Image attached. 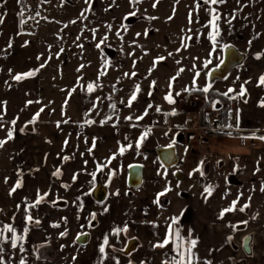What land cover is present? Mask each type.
Returning <instances> with one entry per match:
<instances>
[{"label": "rangeland", "instance_id": "obj_1", "mask_svg": "<svg viewBox=\"0 0 264 264\" xmlns=\"http://www.w3.org/2000/svg\"><path fill=\"white\" fill-rule=\"evenodd\" d=\"M38 1L40 17L34 21L36 23L31 24L25 20L22 13L21 35L27 46L41 51L39 58L41 62H45L41 74L44 111L41 113V120L44 122L49 121V114L45 111H53L55 121H64L66 117L74 114L78 103L68 91L86 92L88 85L94 81L119 88L139 85L140 88L153 91L160 103L157 113L159 119L168 111L166 97L171 95L174 99L175 114L181 123H184L185 114L177 107L176 99L182 96V100L189 92L202 91L204 87L211 85L207 93L227 99H243L238 91L244 64L234 68L223 81H208L209 72L220 65L225 49L221 50L223 44L213 49V41L209 38L212 30L208 22L206 48L201 46V20L203 15L204 18L208 16L207 8H202L205 5L204 0H89L88 3L85 0ZM199 2H202V5L197 7ZM131 13L134 15H130ZM208 19H212L211 14ZM108 46L111 48L105 52L103 48ZM112 48L117 52L115 58L112 57ZM208 60H211V63L205 67ZM49 61L50 64L59 61L62 66L55 68V65L47 63ZM181 69L183 71H180ZM126 73L128 75H125ZM27 77L22 75L20 81ZM91 77L95 78L93 82L88 80ZM100 78H114L115 83L102 81ZM229 89L233 91L229 92ZM225 93L227 95H224ZM158 122L161 123V120ZM27 124L29 123H23L22 126ZM31 124H34L33 121ZM248 125L255 124L251 121ZM182 131V134L179 130L176 131L175 137L181 134L183 141H177L173 136L169 142L177 148V167L170 171L165 170L157 158L148 153L152 148L132 151L133 163H143L144 183L141 187L133 189L134 191L128 188L126 166H123L116 180L119 183L118 193L116 194L113 185L110 194H113L114 198L118 197L121 213L131 206H134L135 210L130 209V212L138 211V208L145 204L149 209L154 210L157 207L158 216L155 223L161 229L168 227L170 231L175 228L172 240L180 246V251L188 247L190 240H197L192 250L195 253L194 264H198L196 260L198 261L199 256V236L223 232L227 250L233 253L231 261L234 264L239 256L233 252L230 244L239 243L241 234L233 232V226L248 220L241 215L239 209L245 204L249 205V215L254 217V221H248V225H264V191H261L264 188V160L257 161L259 154L264 152V140L259 139L264 137V132L240 131L230 136L235 146H232L234 151L244 150L249 154L244 160L235 158L231 162L216 152L217 144L212 145L194 134L191 135L193 138L188 139L185 133L187 131ZM8 140V133L3 132L0 127V141H6L0 147V163L8 152ZM244 144L245 146H242ZM258 164L262 167H256ZM95 171L90 175L93 176ZM176 172L184 176L181 183L174 179ZM230 175L236 176L242 186L237 188L229 185L227 178ZM66 183V177H63L57 184H50V196L40 201L42 205L38 215L28 222L31 224L29 227L33 235L32 254L33 257L36 255L31 264L75 263L76 253L81 248L76 243L81 234V230L77 229L81 219L85 217L86 227L90 226L88 221L91 219L89 214L92 210H86L85 206L87 207L91 198L83 203L84 207L80 211L74 201V191L63 189L62 185ZM208 187L212 189L211 195L205 191ZM127 191H131L134 196L126 194ZM162 192L165 194L158 197ZM181 193L186 194L187 198H183ZM129 198H135V202L129 203ZM56 201H65L67 207L52 208L51 204ZM234 201L235 210L225 212L221 218L220 213L231 207ZM186 208L192 209L194 213L192 226L177 230L179 219ZM122 215L129 214L124 212ZM37 220L39 223L35 222ZM87 228L84 231H88ZM260 232L261 229L252 230L254 239L261 236ZM2 248L0 237V249ZM44 250L49 253L46 254ZM204 251L205 262L212 263L222 249L216 250L212 249L211 245H206ZM178 259L177 255L171 256V264H174L173 260Z\"/></svg>", "mask_w": 264, "mask_h": 264}, {"label": "crops", "instance_id": "obj_2", "mask_svg": "<svg viewBox=\"0 0 264 264\" xmlns=\"http://www.w3.org/2000/svg\"><path fill=\"white\" fill-rule=\"evenodd\" d=\"M202 8H207L208 16L213 15L211 9H215L220 16L216 21L219 25L217 47L219 44L229 45L238 53L250 55L245 57L242 63L244 67L238 92L241 86L246 92L241 96L243 99L237 97L239 102L241 100L236 119L237 129L241 132H264V106H261L264 102V85L259 84L260 76L264 75V0H225L221 4H205ZM22 9L21 0H0V127L3 132L13 133V138L7 141L8 152L0 163V227L3 230L1 256L4 264H21V261L31 264L35 259L36 255L33 257L32 254L33 235L29 227L31 224L28 223L27 217L31 216L32 220L36 218L42 205L36 201L50 196L51 183L57 184L61 178L66 177L67 183L62 185L63 189L74 191V201L81 211L83 203L91 198L94 184L90 174L98 165L120 170L122 166L134 164L132 151L166 147L175 132L184 127V123H181L176 114H172L176 109L173 108L174 103H169L168 100L169 109L162 116L164 121L158 118L157 108L160 103L153 91L140 88V91L136 92V99L128 106V100L136 87L108 86L94 81L93 77L88 78L89 81H94L92 90L68 91L78 103L74 114L66 117L64 121H55L53 111H45L49 114V121H42L41 113L44 111H41V74L45 62H41L39 58V49L23 42ZM208 16L204 18L203 15L199 33L201 46L205 48ZM211 30L215 35L212 27ZM108 48L111 46L103 49L106 52ZM115 51L113 58L116 57ZM47 63L50 64V61ZM59 63L53 61L50 65L59 68L62 66ZM28 72L35 74L22 81L14 79L17 74L24 75ZM100 79L115 83L114 78ZM180 97L176 99L177 107L185 114V105L181 103ZM172 100L174 101L173 98ZM129 116L132 120L127 119ZM140 116H143V119H137ZM13 120L15 124L12 123ZM158 120H161L162 124ZM32 121L33 133L24 132L21 128L24 127L23 123ZM251 121L254 126L248 125ZM145 132L148 134L141 141L140 137ZM204 140L212 145L217 144L216 152L231 162L235 158L240 161L249 156L244 150L234 151L233 139L229 137ZM138 142L139 148L136 146ZM121 147L124 148L122 154ZM259 157L257 161L264 160V152L260 153ZM256 167L262 166L258 164ZM17 181L20 182L18 188ZM13 188L15 191H12ZM90 200L85 209L92 210L89 216L96 218L98 226L89 231V243L77 251L74 264H171V261L155 253L152 248L156 228L148 224L153 210H148L146 204L134 212H130V209L135 210L134 206L125 208L122 213L127 212L129 215L124 216L117 196H111L101 206H95L94 204L98 203L92 198ZM127 201L134 203L135 198H129ZM86 220L87 217L81 219L78 231L86 229ZM6 225L12 227L17 235L24 237L22 241H17L15 249L11 246L12 233L7 231ZM125 226L142 244L135 257L130 259L113 252L114 248H121L125 240L123 232L116 234L115 229ZM25 228L28 229L27 233L24 232ZM260 235L253 239V254L247 259L248 264H264V233ZM105 236L108 237V245H104ZM198 241V264H205L206 245H211L212 249H222L210 264H232L233 253L227 250L223 232L217 231L215 235L207 233L205 236H199ZM101 246L105 247L104 253L99 251ZM236 255L240 256L239 253Z\"/></svg>", "mask_w": 264, "mask_h": 264}, {"label": "flooded vegetation", "instance_id": "obj_3", "mask_svg": "<svg viewBox=\"0 0 264 264\" xmlns=\"http://www.w3.org/2000/svg\"><path fill=\"white\" fill-rule=\"evenodd\" d=\"M132 1V0H131ZM200 3V2H199ZM113 57V56H112ZM135 77H137V75H134ZM138 79H140V78H138ZM183 100V99H182ZM182 100H181V103H182ZM183 129H181V130H179L180 131V133L181 132H184V131H182ZM240 131L237 129V132L236 133H239ZM179 133V134H180ZM186 133V135H187V137H189L188 139H190V138H193V136H191L193 133H191V132H185ZM182 134V133H181ZM177 135L176 137H175V135H174V137H175V140H177V141H183V139H182V135ZM235 135V134H234ZM233 135V136H234ZM169 145H172V144H169ZM168 145V146H169ZM173 146H175V145H173ZM167 147V146H166ZM176 147V146H175ZM150 150V149H149ZM176 151H177V148H176ZM148 153H149V151H148ZM150 154V153H149ZM151 155V154H150ZM153 156V155H152ZM178 156V155H177ZM179 158V157H178ZM142 164L143 163H134V164H130V165H127L128 166V168H127V166H126V174H127V179H128V169H129V167L130 166H132V165H140V166H142ZM178 165H179V163H178ZM123 167V166H122ZM122 167L120 168V170L119 169H117V168H115V167H110V166H100V167H97V169H95L94 171V174H95V178H96V176L100 173V180H101V183H102V185H106L107 186V190H108V197H107V200L111 197V196H113V194H110L111 193V188L113 187V185H114V190H115V192H116V194L118 193V191H117V187H119V183H117L116 182V180H117V177H118V174L121 172V170H122ZM177 167V166H176ZM142 168H143V166H142ZM174 169V168H173ZM172 170V169H171ZM177 173V172H176ZM182 174V173H181ZM183 175V174H182ZM91 176V175H90ZM91 178H92V182H93V184H94V186H93V189H94V187H95V179L93 178V176H91ZM175 179V178H174ZM183 179H184V176H183ZM177 181V180H176ZM183 181V180H182ZM181 181V182H182ZM262 181L264 182V178L262 179ZM178 182V181H177ZM181 182H179V183H181ZM227 182H228V184L229 185H231V186H233V187H237V188H239V187H241L242 186V182L236 177V176H234V175H230V176H228V178H227ZM143 183H144V168H143ZM142 183V184H143ZM128 185V184H127ZM142 186V185H141ZM140 186V187H141ZM128 188H130L129 186H128ZM139 188V187H138ZM93 189H92V191H93ZM131 190H133L132 188H130ZM135 189H137V188H135ZM92 191H91V193H92ZM134 191V190H133ZM128 193H126V194H130L131 196H134V194H132V192L131 191H127ZM115 194V195H116ZM181 196L183 197V198H187V195L186 194H182L181 193ZM92 198V197H91ZM93 200V199H92ZM107 200L104 202V203H106L107 202ZM94 201V200H93ZM95 202V201H94ZM96 203V202H95ZM104 203H102V204H104ZM148 207V206H147ZM148 210H151V209H149V207H148ZM153 210V209H152ZM241 213V215L244 217V218H248V220H246V223H244L245 221H243V222H240V223H237V224H235L234 226H235V228L233 229V232H235V233H237V234H241V239H240V242L239 243H236V244H234V243H231L230 244V247H231V249L233 250V252L235 253V254H237V253H239V257H238V259H237V261H235L234 262V264H241V262L243 261V264H248V261H247V259L248 258H250L251 256H252V254H253V239H254V235L252 234V230H254V229H261V234L262 233H264V225H262V226H258V227H251L250 225H248V221L250 222L251 220L252 221H254V217H250V215H249V213H250V211H249V208L247 207V208H245L244 209V211H241L240 212ZM194 213H193V211H192V209H190V208H186V209H184V211L182 212V215H181V218L179 219V222H178V228H176L177 230H180V228H183V227H189V228H191V226H192V221H193V215ZM157 216H158V212H157V207L153 210V215H152V217H150V222L148 223L150 226H153L154 228H156V233H155V235H156V238H155V243L153 244V246H152V248H153V250H154V252L155 253H158L159 255H162L163 257H166L167 258V260H169L170 261V259H171V256H175L176 255V252H177V245H176V243L172 240L173 239V237H172V235L174 234V230H175V228L173 227V230L172 229H170V231H169V228L167 227V228H163V229H161V227H159L156 223H155V218H157ZM148 218H149V216H148ZM88 223H90V226L87 228V230L88 231H82L81 232V234L79 235V236H81V235H85V234H87V235H89V239H90V230H92V229H95L97 226H98V223H97V221H96V218L95 217H91V219L88 221ZM92 224H95V226H91ZM90 228V229H89ZM176 230V231H177ZM250 230V231H249ZM125 233V234H124ZM170 233V234H169ZM192 234V233H191ZM123 235H124V243H123V245H122V247L121 248H119V249H116V248H114L113 249V252L114 253H116L117 255H119V256H121V257H123V258H127V259H130V258H132V257H135V255H136V253L138 252V250L141 248V246H142V244H141V241L136 237V236H134L133 234H130L129 233V230H127V232H123ZM129 235H131V236H129ZM248 237H250L251 239H250V243H249V247H250V254L249 255H247L245 252H244V241H245V239L246 238H248ZM168 239L169 240V243L168 244H166L163 248H161V247H155V245H157V244H159V243H162L165 239ZM130 240H136L137 242H138V245H137V247H136V249L132 252V253H130L129 255H124V250H125V248H126V246H127V243L130 241ZM88 243H89V241H88ZM87 243V244H88ZM86 244V245H87ZM86 245H84V246H86ZM84 246H81V247H84ZM179 250H180V247H179ZM45 252H46V254H48L49 252L47 251V250H44ZM129 264H134L133 262H130Z\"/></svg>", "mask_w": 264, "mask_h": 264}, {"label": "water", "instance_id": "obj_4", "mask_svg": "<svg viewBox=\"0 0 264 264\" xmlns=\"http://www.w3.org/2000/svg\"><path fill=\"white\" fill-rule=\"evenodd\" d=\"M133 2H139L143 0H132ZM199 5H202V2L199 3ZM245 59V56L241 53H238L237 50L230 46L229 48L225 49L223 52V59L222 63L217 68L212 69L209 72L208 81L209 83H213L216 80L223 81L228 78L231 71L240 66ZM215 109H219L218 103H215L214 105ZM23 131L27 133H33V125L31 123L25 125L23 127ZM149 153L153 156H155L158 160V162L161 164V166L167 170L170 171L171 169L178 166L179 158L177 156L176 147L171 145V147H155L149 150ZM175 180L178 182H181L183 180V175L180 172H177L174 174ZM128 186L132 189L138 188L143 183V168L140 165H132L128 169ZM92 199L98 203L102 204L107 200L108 197V190L106 185H102L100 180V173L95 178V187L91 193ZM67 206V203L65 201H56L51 204V207L53 208H65ZM91 226H95V224H92ZM250 237L245 239L244 241V252L249 255L250 254ZM89 241V235H81L79 236V239H76V243L79 246H84ZM138 245V242L136 240H130L127 243V246L124 250V255H129L132 253ZM243 264V261L241 262Z\"/></svg>", "mask_w": 264, "mask_h": 264}, {"label": "built area", "instance_id": "obj_5", "mask_svg": "<svg viewBox=\"0 0 264 264\" xmlns=\"http://www.w3.org/2000/svg\"><path fill=\"white\" fill-rule=\"evenodd\" d=\"M22 4L28 22L33 23L40 17L38 0H22ZM182 103L185 105L183 130L206 140L224 139L236 134L239 98L209 101L206 94H191L184 97ZM215 103L219 105L217 110Z\"/></svg>", "mask_w": 264, "mask_h": 264}, {"label": "snow or ice", "instance_id": "obj_6", "mask_svg": "<svg viewBox=\"0 0 264 264\" xmlns=\"http://www.w3.org/2000/svg\"><path fill=\"white\" fill-rule=\"evenodd\" d=\"M85 2L86 3H88L89 2V0H85ZM157 2H158V0H157ZM225 2V0H204V3L205 4H207V5H209V6H211V5H215V4H221V3H224ZM155 6V5H154ZM197 7H199V4H197ZM211 12L213 13V15H212V19L209 21V24L211 25V27H212V29L214 30V32H215V35H213V33H209V38L213 41V49L215 50V48H216V46H217V40H216V37L219 35V25L216 23V21H218L219 19H220V16H219V14H217L216 12H215V9H211ZM130 15H134V13H131ZM153 19H154V17H153ZM189 22L191 23V13L189 14ZM73 23H75V21H73ZM229 23H230V21H229ZM110 27V26H109ZM118 35H119V33H118ZM104 39H107V37H104ZM103 42V41H102ZM10 46V45H9ZM98 47H99V45H97ZM230 46L229 45H224L223 46V49H221V50H224V49H227V48H229ZM257 58H259V57H257ZM160 59H163V58H160ZM154 63H156V62H154ZM211 63V60H208V61H206L205 62V67H207L208 66V64H210ZM221 63H222V61H221ZM43 66V65H42ZM36 71H38V69L36 70ZM151 71V70H150ZM180 71H183V69H181ZM35 74V72H28V73H26V74H24V75H27V76H32V75H34ZM125 75H128L127 73L125 74ZM133 75H135L134 73H133ZM197 75H199V73H197ZM210 75V74H209ZM14 79L15 80H17V81H20L21 79H22V75H20V74H17L15 77H14ZM259 84L260 85H264V75H262V76H260V78H259ZM210 87H211V85H208V86H206V87H204L203 89H202V91L203 92H205V93H207L208 91H209V89H210ZM94 88V85H92V84H89L88 85V89L89 90H92ZM140 91V86L139 85H137L136 86V89H135V92L132 94V96L129 98V100H128V106H131V104H132V102L136 99V92H139ZM229 92H232L233 91V89H229L228 90ZM245 92H246V90L244 89V87L243 86H241V90H240V93H239V95H241V96H243L244 94H245ZM224 95H227V93H225ZM166 99L168 100V102L169 103H174V101L172 100V98H171V95H169V96H167L166 97ZM30 103V102H29ZM261 106H264V102H262V104H261ZM113 107H115L114 105H113ZM150 107V106H149ZM41 111H43V109H41ZM157 111H159V108H157ZM145 115L147 114V112H145L144 113ZM173 115L175 114L174 112L172 113ZM39 115V113H37V116ZM127 119L128 120H132V117L131 116H129V117H127ZM137 119H143V116H140V117H138ZM89 122H91V121H89ZM12 123L13 124H15V120H13L12 121ZM59 126V125H58ZM147 132H145L141 137H140V140L142 141L146 136H147ZM13 138V133L11 132V131H9L8 132V139H12ZM259 139H261V140H264V137H259ZM4 143H6V141H0V147H2L3 146V144ZM94 143L95 142H93V146H94ZM131 145H129V147H130ZM137 148H139V142L137 143ZM169 147H171V145H169ZM120 152H121V154L124 152V148L123 147H121V149H120ZM115 158V156H113L112 157V159H114ZM65 159H68V157H65ZM110 162V161H109ZM98 167H100L99 165H98ZM203 174V173H202ZM54 175H55V173H54ZM93 178L95 179V174H93ZM16 187L18 188V187H20V182L19 181H17V184H16ZM168 190H170V189H168ZM12 191H15V188H13L12 189ZM205 191L209 194V195H211V192H212V189H211V187H208V188H206L205 189ZM261 191H264V188H262L261 189ZM165 193H159L158 194V197L159 196H162V195H164ZM41 199H42V197H41ZM40 202V200L38 199L37 201H36V203H39ZM157 203L159 202V200L157 199V201H156ZM235 204H236V201H234L233 202V205L231 206V207H229L228 209H225V210H223L221 213H220V217L222 218L223 216H224V213L225 212H231V211H233V210H235ZM247 207H249V205H247V204H245L242 208H240L239 210L240 211H244V209L245 208H247ZM95 214H93V216H94ZM27 219H28V221H31L32 220V217L31 216H28L27 217ZM36 223H39V220H37V221H35ZM173 222L175 223L176 221H175V218L173 219ZM244 223H246V221L244 222ZM54 227H57L58 225H53ZM234 228H235V226H233ZM5 228L7 229V231L8 232H10V233H12V237H11V246H12V248H16L17 247V241H22L23 240V235H17L16 234V232H15V230L12 228V227H10V226H5ZM127 226H125L124 228H117V229H115V232H116V234H119L120 232H127ZM27 231H28V229L27 228H25L24 229V232L25 233H27ZM170 234V233H169ZM63 235V234H62ZM3 236V230H0V237H2ZM179 236V234L177 233V237ZM77 239H79V236L77 237ZM247 239V238H246ZM229 240H231V237H229ZM169 243V240L166 238L162 243H159V244H157V245H155V247H161V248H163L166 244H168ZM196 244H197V240H195V239H192V240H190L189 242H188V247L187 248H185L183 251H180L179 250V245H177V252H176V255L179 257V259L178 260H174V264H193V259H194V256H195V253H193V251H192V249L193 248H195V246H196ZM104 245H108V237L107 236H105V238H104ZM3 251V249H0V252H2ZM99 251L101 252V253H104L105 252V247L104 246H101L100 247V249H99ZM0 264H4V261H3V259H2V256H0ZM21 264H24V262L23 261H21ZM166 264H167V262H166ZM205 264H210V262H205Z\"/></svg>", "mask_w": 264, "mask_h": 264}, {"label": "trees", "instance_id": "obj_7", "mask_svg": "<svg viewBox=\"0 0 264 264\" xmlns=\"http://www.w3.org/2000/svg\"><path fill=\"white\" fill-rule=\"evenodd\" d=\"M22 1V0H21ZM22 7H23V9L21 10V13L23 12L24 13V6H23V4H22ZM191 94H206L207 95V97H208V99H209V101H214V100H216V99H219V100H226V98L225 97H223V96H217V95H215L214 93H205V92H203V91H193V92H189L186 96H185V98H187L189 95H191Z\"/></svg>", "mask_w": 264, "mask_h": 264}]
</instances>
